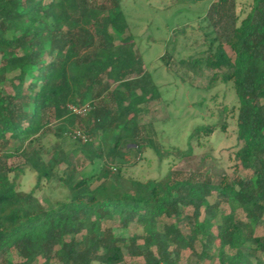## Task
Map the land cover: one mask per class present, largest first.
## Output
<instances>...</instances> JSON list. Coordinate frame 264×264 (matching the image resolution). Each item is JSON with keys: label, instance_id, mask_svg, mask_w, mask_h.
I'll use <instances>...</instances> for the list:
<instances>
[{"label": "trees", "instance_id": "16d2710c", "mask_svg": "<svg viewBox=\"0 0 264 264\" xmlns=\"http://www.w3.org/2000/svg\"><path fill=\"white\" fill-rule=\"evenodd\" d=\"M123 2L0 0V264L37 258L36 264H204L215 251L219 264H262L264 0H252L246 12L235 10L236 0L166 4L176 7L166 26L176 27L195 19V6H207L212 35L185 39L193 54L180 61L176 73L190 82L208 67L213 74L206 87L233 82L238 101L221 112L235 120L233 175L214 181L168 170L159 179L127 177V187L124 169L131 157L147 151L160 161L181 157L194 140L209 139L228 125L196 126L184 150L165 145L153 120L141 122L162 92ZM221 37L233 61L224 50L215 52ZM173 39L165 47L169 59ZM196 83L190 82L202 84ZM85 104L90 105L85 115L69 107ZM75 127L86 140L73 138ZM49 132L55 140L46 148L40 142ZM68 138L78 143L70 152ZM80 152L87 170L79 171L72 160ZM17 154L23 163L8 166L7 159ZM25 166L35 171L37 184L46 180L64 187L66 198L48 208L38 205L33 191L19 190L10 175ZM134 223L143 233L115 232Z\"/></svg>", "mask_w": 264, "mask_h": 264}, {"label": "rangeland", "instance_id": "374dc122", "mask_svg": "<svg viewBox=\"0 0 264 264\" xmlns=\"http://www.w3.org/2000/svg\"><path fill=\"white\" fill-rule=\"evenodd\" d=\"M169 0H124V8L128 17L131 31L136 35L140 52L143 54L149 70L153 74L156 83L162 92V98L157 102H151L149 112L141 116V122L153 120L159 133L161 141L167 146L178 147L189 150V135L196 126L221 124L226 121L228 128L226 131L218 128L212 133L209 139L193 141L190 152L181 157L172 156L167 161H160L151 151L142 155L131 157L126 164L123 184L127 187V177L140 179H159L168 170L174 171L175 176H188L197 174L200 177L209 175L214 181H219L223 175L232 176L234 169L232 164L236 142L235 120L230 116L226 118L221 112L225 105L237 103L238 96L233 82L227 81L219 83L213 87H206V79L213 74L208 67L202 68V77L192 75L190 82H201L200 86H192L190 82L183 81L176 72L180 70V61L186 62L193 54L190 37L197 35L205 37L206 33L213 29L211 19L206 16L207 6L193 8L197 13L192 21H185L179 26H166L165 21L171 16L173 9L166 6ZM252 5V0H236V11H247ZM181 13V12H180ZM206 16V17H205ZM179 19H183L181 16ZM176 20V19H175ZM180 21V20H179ZM188 24L185 31L184 25ZM159 25V27L157 26ZM215 28V27H214ZM220 30L219 28H216ZM177 32V33H176ZM152 35L151 38L148 36ZM205 35V36H204ZM174 37V52L170 59L167 57L166 44L170 37ZM219 36V35H217ZM189 39V40H185ZM189 42V43H187ZM215 52L220 49L233 61L234 53L225 38L215 44ZM168 61V62H167ZM168 63V64H167ZM209 85V84H208ZM8 87V84H5ZM55 140L54 134L49 132L40 144L49 147ZM12 143V142H11ZM40 147L39 142L35 144ZM65 149L70 152L78 143L68 138L64 142ZM3 141H0V154ZM23 157L19 154L7 159L8 166H17L23 163ZM77 169L86 170L89 168L88 160L82 152L72 155ZM17 174V175H16ZM11 177L16 176L17 187L22 192L33 191L34 198L38 205L45 208L51 207L57 200L66 198V190L62 186L51 185L46 180L37 184L35 171L28 166L23 170H15L10 173ZM264 226L258 229L262 233ZM118 235L127 236L132 233H143V229L138 224H130L127 228H115ZM188 254V251L186 252ZM217 251L215 258L205 260L204 264H219L217 261ZM41 259H33L30 264H36ZM128 261H142V259H131ZM53 264H66L55 260ZM264 264V255L263 263Z\"/></svg>", "mask_w": 264, "mask_h": 264}, {"label": "built area", "instance_id": "2783aa9c", "mask_svg": "<svg viewBox=\"0 0 264 264\" xmlns=\"http://www.w3.org/2000/svg\"><path fill=\"white\" fill-rule=\"evenodd\" d=\"M70 110L71 112L77 114V115H85L89 110H90V105L89 104H85L82 106H76V105H70ZM72 136L73 138H79L82 140H86V136L85 134L82 132L81 129L75 127L72 129Z\"/></svg>", "mask_w": 264, "mask_h": 264}]
</instances>
